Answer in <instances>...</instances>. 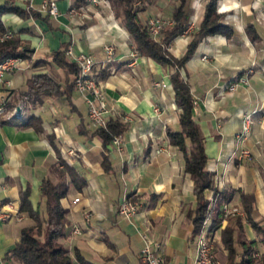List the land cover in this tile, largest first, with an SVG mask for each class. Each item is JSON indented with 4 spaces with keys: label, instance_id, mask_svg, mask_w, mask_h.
Masks as SVG:
<instances>
[{
    "label": "crops",
    "instance_id": "crops-1",
    "mask_svg": "<svg viewBox=\"0 0 264 264\" xmlns=\"http://www.w3.org/2000/svg\"><path fill=\"white\" fill-rule=\"evenodd\" d=\"M7 1L28 14L7 12L1 20L7 32L31 51V59H26V68L7 73L0 85V93L9 92L13 103L10 116L0 118V201L11 199L19 207L21 193L28 189L33 208L43 212L41 183L44 178L56 182L52 167L61 156L79 177L60 199L67 222L58 241L72 257L78 250L96 264H143L139 253L142 234H146L159 245L165 264H192L195 237L189 214L197 200L183 155L166 136L167 127L179 129L181 111L170 83L174 68L136 52L131 35L107 0H89L79 7L73 5L74 0H0V5ZM46 1L55 2L56 16L41 10ZM206 1L187 0L186 32L168 46L173 57L186 51L203 18ZM178 3L145 0L139 19L146 23L149 17L159 16L173 21ZM30 9L38 11L39 17L32 16ZM218 12L222 21L233 27V34L204 37L181 69L204 136L206 168L213 175V187L203 194L210 201L226 192L224 203L241 212V217V194H251L254 219L264 224V26L255 20L256 14L264 15V0H219ZM249 23L258 31L261 44L248 38L245 27ZM110 43L114 52L107 62L104 45ZM63 47L75 54L92 55L93 75L107 73L98 80L109 104V119L124 125L120 149L111 142L104 149L88 118L83 95L68 87L73 76L51 61L52 52ZM36 59L47 62L33 65ZM41 73L56 79L59 93L43 95L36 104L17 99L30 78ZM161 81L164 87L154 86ZM254 110L249 134L237 142L234 136L241 129L243 115ZM30 116L39 119L41 131L22 125ZM31 122L38 124L36 119ZM70 148L73 157L66 153ZM241 148L249 150V158L238 156ZM125 196L138 206L132 219L119 213ZM86 211L89 218L83 216ZM18 216L0 221V264H21L8 254L19 241L21 230L34 226V221L21 210ZM226 224L227 218L221 219L213 231L214 239ZM74 226L79 227V234L72 232ZM235 229L238 235V227ZM243 234L247 240L256 239L245 221ZM257 247L261 250L260 244Z\"/></svg>",
    "mask_w": 264,
    "mask_h": 264
},
{
    "label": "trees",
    "instance_id": "trees-1",
    "mask_svg": "<svg viewBox=\"0 0 264 264\" xmlns=\"http://www.w3.org/2000/svg\"><path fill=\"white\" fill-rule=\"evenodd\" d=\"M89 0H74V6H82ZM115 15L120 19L123 26L132 37L135 50L141 55H146L161 65L174 68L170 74V83L174 92V101L180 109L179 129L167 127L166 136L172 145H175L183 155L184 169L193 181V190L196 196L197 205L189 214L194 225L193 237H195L208 213L209 201L204 197V190L213 187V175L206 168L207 156L205 154L204 136L199 124L193 114V96L186 79L181 74L184 64L193 55L199 42L208 35L222 34L230 37L233 34V27L221 20V14L217 13L219 0H207L205 3L204 15L199 27L191 34V40L184 54L173 57L168 46L174 38L186 32L189 20L187 12V0H179L174 8L173 23L167 25L161 32L159 38L154 39L147 30V22L142 23L139 13L144 10L145 0H107ZM32 16L39 17L38 11L29 10ZM13 12L20 16H27V12L18 6L5 2L0 5V60L10 56H21L30 61L31 51L20 45L18 37L12 35L10 38H2L7 32L3 26L1 16L4 13ZM245 31L250 40H260V35L254 25L249 23ZM66 47L52 52V60L57 66L63 67L73 78L69 81L68 87L74 88V76L77 73V66L66 58ZM45 59H36L32 63L38 65ZM107 75L105 71L94 75L95 79H102ZM99 81V80H98ZM60 85L56 79L46 73L35 74L30 80L27 88L18 94L17 99L31 104L40 103L43 95L58 94ZM13 103L9 102V108ZM36 119L38 124H32ZM39 119L30 116L22 125H32L37 131H41ZM124 125L118 120L109 119L105 128H95V133L102 140L104 149L111 142L113 136L121 135ZM50 142L54 144L53 136L48 135ZM56 173L57 180L53 182L44 178L41 183V197L44 200V211L34 209L29 200V190L21 193L19 209L27 213L34 221V226L24 227L21 230L20 239L15 247L9 252V257L21 264H96L75 251L72 257L69 251L59 243L58 239L64 234V227L67 222L66 209L61 206L60 199L64 197L69 184L77 183L79 177L75 169L70 166L61 156L58 163L52 167ZM228 199L226 192L218 193L216 202L211 208L210 231L213 233L219 227L222 218L221 205ZM253 195L241 194L244 217L236 214L227 216V224L221 229V243L227 250V264H254L261 261L264 264V224L254 219ZM247 222L252 227L256 239L247 240L243 234V223ZM238 227V235H236ZM260 244L263 251L260 257H256L257 245Z\"/></svg>",
    "mask_w": 264,
    "mask_h": 264
},
{
    "label": "built area",
    "instance_id": "built-area-1",
    "mask_svg": "<svg viewBox=\"0 0 264 264\" xmlns=\"http://www.w3.org/2000/svg\"><path fill=\"white\" fill-rule=\"evenodd\" d=\"M92 2L96 0H91ZM41 10L46 11L52 16L58 14V9L53 1L43 2L41 5ZM173 21L163 19L159 16H151L147 19V30L149 34L157 39L161 34L162 30L167 26L171 25ZM12 36L11 32H6L2 38H10ZM104 50L106 53V61H110L113 57L114 45L106 44L104 45ZM66 55L72 60L77 66V73L74 76V89L83 95L85 102L88 106V118L91 124L95 128H105L107 121L109 120V104L104 95L103 86L101 83L95 79L93 75L95 60L90 54L80 52L73 53L70 49L66 50ZM205 58V57H203ZM28 66V61L21 56H10L0 60V85L5 83V76L9 72L24 69ZM246 82V80L242 79ZM165 82H155L154 86L164 87ZM233 88V85L228 86ZM10 94L6 92L4 94L0 93V118L9 117L11 110L9 108ZM158 111L157 108L154 109ZM256 110L250 113H246L242 117L241 129L235 134L234 138L237 142H242L250 132L251 122L253 120V115ZM111 143L120 149L122 144V138L120 135L113 136ZM66 153L73 157L75 155L74 149H69ZM238 156L250 157V152L246 148L239 149ZM218 195V194H217ZM215 195L210 201L208 206V213L203 220L202 226L195 236V255L192 264H221L217 259L214 248V235L210 231L211 216L210 211L216 202ZM78 200V198H75ZM138 206L137 203L131 201L127 196L123 197V200L119 205V213L126 219H132L137 214ZM222 218H226L231 214L241 215L242 213L237 211L235 208L229 206L227 203L221 205ZM20 214L19 207L16 206L15 202L11 199L0 201V221H7L13 217H19ZM90 212H84V217L89 218ZM72 232L75 234L80 233L78 226H74ZM143 244L140 249V260L143 264H165L164 257L159 251V245L153 240H151L146 234H142ZM128 264V263H125Z\"/></svg>",
    "mask_w": 264,
    "mask_h": 264
},
{
    "label": "rangeland",
    "instance_id": "rangeland-1",
    "mask_svg": "<svg viewBox=\"0 0 264 264\" xmlns=\"http://www.w3.org/2000/svg\"><path fill=\"white\" fill-rule=\"evenodd\" d=\"M217 13H219L218 12V5H217ZM255 17L257 18V19L255 18V20H257V22H260L261 25L264 26V15L263 14H261V15L260 14L259 15L256 14ZM222 19H223V17H222V14H221V20ZM261 34H262V36H264V30L262 31ZM248 38H249V36H248ZM262 40L264 41V37H263ZM260 41H261V39L260 40H256L255 41V44L256 43H257V45L261 44ZM263 44H264V42H263ZM247 71L248 72L251 71V68H248ZM213 243H214L215 254H216L217 259L220 261L221 264H227V253L225 254V252H224V247H223V245L221 243V236H220V234L214 239V242ZM262 251H263V249L261 247V250L258 249V251L255 253V256L256 257H260ZM254 264H262V262L258 260Z\"/></svg>",
    "mask_w": 264,
    "mask_h": 264
}]
</instances>
